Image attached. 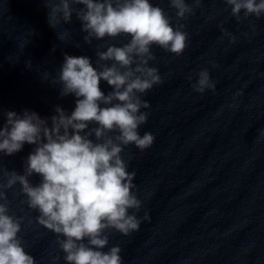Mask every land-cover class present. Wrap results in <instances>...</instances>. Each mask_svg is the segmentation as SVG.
<instances>
[{
	"label": "clouds",
	"instance_id": "9594fccd",
	"mask_svg": "<svg viewBox=\"0 0 264 264\" xmlns=\"http://www.w3.org/2000/svg\"><path fill=\"white\" fill-rule=\"evenodd\" d=\"M44 2L47 7L50 4L48 22L54 29L61 21L71 22L75 13L82 22V31L87 33L85 43L91 44L93 38L130 39L123 46L109 44L106 51L97 49L98 67H93L89 57L65 54L52 83L62 85V97H76L71 114L57 106L49 125L48 119L34 111L25 110L22 115L6 113L7 122L0 128V152L11 156L21 151L25 143L35 148L27 157L23 175L0 167V264H36L18 235L25 217L9 214L6 190L17 184L26 197L22 203L39 213L36 223L56 234L66 264H122L119 245L103 251L109 245L110 234L115 231L129 236L139 230L143 220L150 219L147 211L142 218L136 215L143 202L133 191L136 172L128 170L129 162L122 153L129 145L143 152L155 140L151 132H139L149 116L142 109L150 107L142 96L164 83L159 69L149 66L156 60L152 47L181 56L189 46V33L181 21L194 16L202 7V0H168L174 10L175 26L165 9L150 0ZM224 3L230 6V15L238 23L264 16V0ZM220 28L223 37L236 42L222 24ZM252 31L255 32V25ZM66 35L67 31L58 38L63 40ZM108 61L110 66L104 63ZM209 63L218 67L214 61ZM196 76L194 92L215 93L216 83L207 68ZM187 78L192 80L191 75ZM102 80L113 89L107 95L100 88ZM33 174L42 178L35 186L29 181ZM28 223H32L31 219ZM57 259L53 257L54 261Z\"/></svg>",
	"mask_w": 264,
	"mask_h": 264
}]
</instances>
